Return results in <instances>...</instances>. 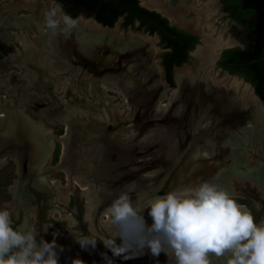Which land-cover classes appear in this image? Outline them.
Masks as SVG:
<instances>
[{"label":"rangeland","instance_id":"rangeland-1","mask_svg":"<svg viewBox=\"0 0 264 264\" xmlns=\"http://www.w3.org/2000/svg\"><path fill=\"white\" fill-rule=\"evenodd\" d=\"M140 2L149 8H156L162 11L179 27L198 35L201 34L202 43L203 34L207 35L211 29L216 35H220V31H222V38L224 40L227 39L228 43L221 44L215 48L213 55L214 70L219 71L222 76L236 79L241 87L247 88L255 101V105L258 108L261 107L264 111V105L255 97L252 88L243 82L242 77L237 74L222 72L218 69V60L216 61L218 51L223 46H228L233 42L243 46L244 37L242 26L238 22L230 19L221 10V0H215L213 18L211 19L210 16L207 22L200 24L195 23L196 19L192 20L183 17L179 13L180 11L174 9L168 2L165 3L156 0H140ZM35 5L39 8H47V6L48 8L53 7L54 12H57L62 19L69 21L73 25L74 32H71V37L73 38H77L76 33L78 32L93 36L96 31L95 29L79 26V22L85 23L88 26L94 24L99 30L104 29L111 36H114V34L120 35L121 41L102 39L101 43H110L116 48L118 56L124 62L125 70L126 67L130 68V65H132L128 72L138 84L146 87V95L152 99H157L163 95H171L173 89L176 87L175 73L192 66L194 61L192 58L193 52L201 47L202 43H199L186 63L172 70L173 85H171L165 80L164 68L161 63L162 54L166 49L163 48L156 34H150L142 28L135 30L130 26L123 27L121 25L122 19H118L112 27H102L94 23L90 17H82L79 15L76 18H71L60 8L56 0H0V12L6 11V15L0 16V151L2 150L0 152V207L9 208L12 213L14 227L22 229L34 228L45 240H52L53 235L56 233V243L63 248V251L59 252L58 264H74V261L75 264H81V261L83 264H104V257L98 253L96 246L94 248L91 245L81 247L77 242L76 238L84 236L83 226L99 240L107 241L110 239L107 208L118 196L127 193L135 202L146 203L150 198L160 193L180 189L176 185V179L183 172L185 164L204 161L196 154L198 144L202 142L201 138L203 133L194 136L191 133V129L186 128L183 124H179L178 120L170 128L168 124L170 120L169 113L166 116L157 118V120L155 118L153 121L147 120L146 112H138L143 108L144 110L147 109V105L144 106L141 102V108H138L139 110L136 109L137 112L133 111L134 118L129 119L131 118L130 114L133 112L127 108L126 101L119 92L105 88V94L103 93L104 89L101 86L102 84L99 82L98 84L95 83L93 90L89 89L91 80L86 79L88 77H84V73L80 72L84 64L86 66L88 64L81 60H78L76 64L74 60L66 58L67 64L73 68L65 71L60 76H68L70 78V85L72 83V86L78 87V96L82 98L81 101L85 100L89 106L95 107L88 110L84 108V116L78 113V115L74 114L72 117L73 113L70 111L71 109L69 110L70 106L67 105L71 100L72 90L58 89L57 87L60 85L58 80H56L58 86L54 87L53 82L50 81L51 76H48L46 73H40L38 75L39 81L37 80V83L34 81L30 83V78L35 77H32V75H35L37 69L32 64L28 66L24 64L18 65V63H26L27 60L33 59L35 51L23 49L20 44L21 42L13 38L12 32H18V34L21 32L20 28L10 24L9 20L21 14L31 15L30 9L35 7ZM39 20V23L43 21L42 18H39ZM33 24L32 22L30 23L32 25L30 28L33 27ZM135 24L137 25V23ZM62 27L63 24L60 25V28ZM30 28H28V37L26 35V40L31 45L37 46L31 36L33 30ZM135 38L146 41V48L144 47V50L148 53L150 62L156 69V73L146 83H142L141 81V75L145 74V70L136 58L138 56L137 49L131 43V40ZM205 38L207 41L209 40V37ZM8 55V59L11 60L10 63H7ZM76 71L78 73L74 77ZM99 73L101 75L103 74L100 69ZM114 73L117 74L115 71ZM94 75L98 80L102 79L106 83L108 80H114L118 77L109 74V79H106L97 76V74ZM41 76L44 79L48 77V80H46L47 84H42L44 80ZM52 78H55V76ZM72 78L75 79L73 80ZM107 84L115 87L109 82ZM36 85L39 86L37 87ZM149 87L151 88L149 89ZM111 96L114 97V100L109 105L115 110L114 104L120 102V107L124 111L119 117L124 120L127 119L125 121L118 120L121 121L122 128H120V124L119 126L112 124V127L109 128L104 126L97 128L92 124L95 121L94 116L98 113L96 112L98 108L97 103L102 101V98L109 97L110 99ZM160 98L162 103L166 104L168 102L165 97L163 99L162 97ZM133 105L136 104L133 103ZM16 111H20L21 114L23 113V118H27L37 124V126L42 127L44 134L42 140L49 148L46 150L44 158L39 162L26 161L20 156H15L2 145L4 132L1 129L9 121L10 115H13ZM68 117H71V120ZM88 117L89 120L87 119ZM128 122H131V127L128 124L124 125V123ZM154 122L157 124L155 125ZM150 124L154 128H157L159 142L157 141L155 143V148L152 152V148L151 150L148 149L149 154L145 155L146 151L144 150L142 152L143 154L140 153L137 150L140 145L134 142H132L133 144L129 142L125 144L128 147L127 150H129L127 151L129 154L128 157L124 152L122 153L116 150V147L113 146L118 143L124 144L126 141V137L124 138L123 136L124 132L130 131L132 128L134 132L131 135H137L138 132L140 133L138 134L139 137L143 136V133L139 131H141L143 125L148 126ZM183 127L189 130L181 133L180 129ZM252 127L256 128L255 122L253 126H250V129ZM119 128V132H115ZM244 131L245 127L241 125L236 126L233 130L235 135L238 136V141H243L246 145L245 150L242 152V159L244 158L243 164L235 166L230 162L222 163L220 162V155L218 153L211 161L218 164V169L214 172L216 178H213L212 183L221 187L225 186L227 190L234 193L239 203L244 204L252 212L257 221H264V189H262V186H259L253 176L255 168L261 169L264 172V123L257 127L256 132L250 130L248 137L245 136ZM108 133L119 137L118 141L114 143L108 142L106 140ZM220 145L222 146L223 144L211 147V151H216L221 147ZM225 146L228 147V144ZM241 146L244 145L241 144ZM185 148L188 149L184 150ZM159 155H162V157H159ZM70 157L74 158L73 163L69 161ZM147 170L154 171V174L149 178L143 176ZM194 178L195 175L191 177V179ZM130 183L131 186L129 189L125 188V185ZM157 188L160 189L159 193L157 192ZM112 191L114 192V196H110ZM143 214L148 217V223L150 224L151 217L148 216L147 209L144 210ZM77 216H81L82 221H79ZM91 222L92 227L90 226ZM48 225L49 227L47 229ZM67 238L74 242V247L70 245L64 246L63 243L68 240ZM117 242H120L119 238H117ZM98 255H101V257ZM211 260L212 264H226V257H211ZM141 262L170 264V262H175V260L174 257L171 255L168 256L163 251L158 256H152L146 250L144 255L131 259L129 264H140ZM117 264L120 263L118 262Z\"/></svg>","mask_w":264,"mask_h":264},{"label":"bare ground","instance_id":"bare-ground-1","mask_svg":"<svg viewBox=\"0 0 264 264\" xmlns=\"http://www.w3.org/2000/svg\"><path fill=\"white\" fill-rule=\"evenodd\" d=\"M156 1H161L165 3L168 2L174 9L180 11L179 13L183 15V17L190 18L192 20L196 19L195 23L199 24L207 22L210 16L212 19L213 14L215 12V0ZM30 10L32 13L31 15L21 14L20 16L13 19L11 18L9 20L10 24H13L14 26L20 28L21 32L20 34H18V32H12L13 38L16 39L18 42H21L20 44L23 49H30L31 51H35L33 59L31 58L27 60L26 63H18V65L24 64L25 66H28L29 64H32L37 69L36 73L38 74L35 73V75H32V77H35L30 78V83H33V81L37 83V80L39 81L38 75L40 73H46L48 76H55V78L52 79L50 77V81L53 82L54 87L58 86V83L56 81L58 80V82H60V85L57 87L58 89L62 88L66 90H72V101L70 100V102L67 104L70 106L69 110L71 109L70 111H72L73 113L72 117L74 116V114L78 115V113L84 116V108L88 110L90 108L93 109L95 107L89 106L84 99V101H81L82 98L78 96V87L76 88L72 86V83L70 85V78L68 76H60L61 74H64L65 71H69L71 70V68H73L71 65L67 64L66 58L74 60L75 63L78 62V60H81L84 63L88 64L87 66L89 67H87L83 63L84 67L80 70V72L84 73V77H88L86 79L91 80L89 83V89L93 90L95 87V83L98 84L99 82L102 84L101 86L104 89L103 93L106 94L105 88H110L119 92L120 95H122V97L126 101L127 108H129V110H131L132 112H135L136 109L141 108L140 106L142 105H147V109L144 110L143 108L142 110L138 111L146 112V119L148 117L147 120L153 121L154 118L155 120H157V118L166 116L169 113L170 120L168 121V124L170 128L171 126L175 125L176 120H178L179 124H183V126H185L186 128L191 129V133L194 136L203 133L201 138L202 142L198 144L196 154L199 156L200 159L202 158V160L204 161H200V163L190 162L187 165L185 164L183 172H181L176 179V185H178V188L181 189L184 187H195L201 184L202 182H212L213 178L215 177L214 172L216 171V169H218V164L213 163L211 161L214 159V156L218 153L220 155V162L222 163L230 162L235 166L243 164L244 158L242 159V152L245 150L246 145L243 141H238V136L235 135L233 130L236 126H244L245 136L248 137L250 135V130L256 132L257 127L264 123V111L261 107L258 108L255 105V101L247 88L241 87L239 82L236 81V79H231V77L229 78L227 76H222L220 75L219 71L214 70L213 55L215 48L217 46H220L221 44L228 43L227 39L224 40L222 38V31H220V35H216V33L211 29L210 33H208L207 35L203 34L202 46L197 48L195 52H193L192 58L194 61L192 63V66L187 68L186 70H179L177 71V73H175L176 87L173 89L170 96H160L162 97V99L163 97H165L168 101L166 104H164L161 102L160 97L157 99L147 97L146 87H144V85L142 84H138L128 72L132 65H130V68L126 67L125 70L124 62L121 61L122 59L118 56L117 50L112 44L101 43L102 39H108L110 41H121L120 35L114 34V36H111L104 29L99 30V28L94 24H90L88 26L85 23L79 22V26L95 29L96 31L94 32V34L92 33L93 36L78 32L76 33L77 38H73L71 37V32H74V29L72 27L73 25H71L69 21L62 19V17L59 16L57 12H54L53 7L48 8L47 6V8H39L37 5H35V7ZM5 13L6 11L0 12V16H3ZM39 18L43 19L41 23H39ZM31 22L34 24L33 27L30 28V26H32L30 25ZM2 24L4 23L2 22ZM62 24L63 27L60 28V25ZM28 28L33 30V34L31 36L33 37V40L35 41L37 46L31 45L26 40ZM205 37H209V40L207 41ZM131 43L137 49L138 56L136 58L140 61L143 66V69L145 70V74L141 75V81L142 83H146L152 77V75L156 73V69L154 65L150 62L148 53L144 50L146 41H144L143 39L135 38L131 40ZM8 58L9 55L7 57V63H10L11 60H9ZM99 69L101 70V72H103V76L99 73ZM121 69L123 70L119 71ZM114 71L117 74H115ZM77 73L78 71L75 72L74 77ZM94 74H97V76L104 77L106 79H109L110 75H116V77L118 76L117 79L115 78L114 80H108V82L114 85L115 87H111L109 84H107L108 82L106 83L102 79L98 80ZM47 78L44 79L42 77V79L44 80L42 83L43 85L47 84ZM72 79L74 80L75 78ZM150 88L151 87H149V89ZM113 100L114 97L111 96L110 99L109 97L105 99L102 98V101L97 103L98 108L96 109V112L98 113L94 116L95 121L92 122V124L97 128L102 126L109 128L112 127V124H116L115 126H119L121 121L118 120H124L119 117V115L124 111L120 107V102H116L114 104L115 110H113L112 107L109 105V103ZM95 101L97 102V100ZM140 102L143 104L140 105ZM133 103L136 105H133ZM76 111L78 112L76 113ZM134 112L130 114L131 118L129 119L134 118ZM22 114L20 111H16L15 113H13V115H10L9 121L3 125L1 129L4 132V136H2V145L11 154L15 156H20L26 161L39 162L44 158L46 150L49 148L47 144H45V142L42 140V137L44 136L42 127L37 126V124L31 122L27 118H23ZM86 115L88 114L86 113ZM68 118L71 120V117ZM87 119L89 120V117ZM254 122L256 128L252 127L250 129V126H253ZM130 123L131 122L124 123V125L128 124L131 127ZM156 124L157 123H155V125ZM120 128H122L121 124ZM120 128L115 132H119ZM189 129H184L183 127L180 129V132L184 133L185 130ZM132 132H134L133 128L128 132H124L125 135L123 134V136L124 138L126 137V141L124 142V144L118 143L117 145H113L116 147V150L122 153L124 152L127 157L129 155L127 151L129 150H127L128 147L125 144H127L128 142L130 144L132 142L136 144L138 143V145H140V149L138 148L137 150L140 153H142L143 150L146 151L145 155L149 154L148 149L151 150L152 148V152L155 148V143L157 141L159 142V136L157 137L158 130L156 127L154 128L151 124L148 126L143 125L141 131H139L143 133V136L141 137L138 136V134H140L138 132L137 135H131ZM112 135L113 134L108 133L106 140L108 142L113 143L117 142L119 137ZM240 143L244 146H241ZM219 144L223 145H220L221 147L218 148L216 151H211V147H216ZM226 144H228V147L225 146ZM187 149L188 148H185L184 150ZM159 154L161 153L159 152ZM159 157H162V155H159ZM69 161L73 163L74 158L70 157ZM205 162L211 163L209 165V163ZM153 174L154 171L147 170L144 172L143 176L149 178ZM193 175H195V178L191 179ZM253 176L259 186H262V189H264V172L261 171V169L255 168ZM125 186V188L129 189L131 183ZM113 193L114 192L112 191V194L109 195L114 196ZM163 194H165V192L160 193V195ZM143 215L145 217L146 222L148 223V217H146L145 214ZM90 226L92 227V222L90 223ZM70 239L66 240L63 243L64 246H75L74 242ZM88 255L91 256L90 253H88ZM98 256L101 257V255ZM140 264L150 263L141 262ZM170 264H175V262H170Z\"/></svg>","mask_w":264,"mask_h":264},{"label":"clouds","instance_id":"clouds-1","mask_svg":"<svg viewBox=\"0 0 264 264\" xmlns=\"http://www.w3.org/2000/svg\"><path fill=\"white\" fill-rule=\"evenodd\" d=\"M107 212L109 240L75 237L81 247L94 248L99 241L109 249L111 256L102 253L104 264H116V257L133 259L146 250L152 256L163 251L175 264H212L211 257H226V264H264V221H257L234 193L212 182L169 190L146 203L124 193ZM55 236L45 240L34 228L14 227L9 208L0 207V264H58L63 248Z\"/></svg>","mask_w":264,"mask_h":264},{"label":"trees","instance_id":"trees-1","mask_svg":"<svg viewBox=\"0 0 264 264\" xmlns=\"http://www.w3.org/2000/svg\"><path fill=\"white\" fill-rule=\"evenodd\" d=\"M56 1L71 18L84 15L108 27H112L118 19H122L123 27L130 26L135 30L142 28L150 34H156L161 45L166 49L162 54L161 63L165 80L171 85H173L172 70L188 61L189 52L198 43L196 35L170 25L166 17L142 6L139 0ZM227 6L231 17L243 27L246 39L243 47L225 49L218 65L231 74L242 75L245 81L253 85L255 93L264 101V0H234L231 5ZM77 218L82 221L81 216ZM82 230L84 236L97 238L85 226ZM96 249L101 255L102 253L112 255L111 251L99 241ZM115 260L120 264H129L131 259L123 260L116 257Z\"/></svg>","mask_w":264,"mask_h":264},{"label":"water","instance_id":"water-1","mask_svg":"<svg viewBox=\"0 0 264 264\" xmlns=\"http://www.w3.org/2000/svg\"><path fill=\"white\" fill-rule=\"evenodd\" d=\"M139 3H140L142 6L148 8V9L155 10V11L159 12L162 16H164V17H166V18L168 19L170 25L175 26V27L178 28L179 30L184 31V32H187V33H190V34L197 35V37H198V43L195 45L194 49L191 50V51L189 52V57L192 55V52L196 49V47L199 45V43H200V42L202 43V40H201V34L198 35V34H196V33H194V32H191V31H188V30L183 29V28L179 27L177 24H174V23L172 22V20H171L167 15H165L162 11H160V10H158V9H156V8L153 9V8H149V7L145 6V5H143V4L140 2V0H139ZM59 6H60V5H59ZM60 8H61V6H60ZM81 16L84 17V15H81ZM90 18H91V20H92L94 23H96L97 25L104 27L102 24L98 23V22H97L95 19H93L92 17H90ZM119 20H120V19H119ZM233 41H234V40H233ZM235 45H238V44H236V43L233 42L232 44H230V45H228V46H223V47L218 51V55H217L216 61L219 59V57H220V55H221V53H222V51H223L224 49L234 47ZM238 46L242 47L241 45H238ZM263 57H264V55H263ZM216 61H215V64H216ZM175 68H178V67H175ZM218 69L221 70L222 72H223V71H224V72H227V71L223 70V69L220 68V67H219ZM243 82H245V81L243 80ZM245 83L248 84V85L252 88V91H253V94L255 95V97L259 100V102H260L262 105H264V103L260 100V98L255 94L254 89H253V87L251 86V84H250V83H247V82H245ZM220 187H221V186H220ZM222 188H225V189H226L225 186H222ZM116 262H118V261H116Z\"/></svg>","mask_w":264,"mask_h":264},{"label":"flooded vegetation","instance_id":"flooded-vegetation-1","mask_svg":"<svg viewBox=\"0 0 264 264\" xmlns=\"http://www.w3.org/2000/svg\"><path fill=\"white\" fill-rule=\"evenodd\" d=\"M234 0H221V10H223L224 12H225V14L230 18V19H232V20H234V21H236L235 19H233L232 17H231V14H230V10L228 9V6L227 5H231L232 4V2H233ZM237 22V21H236ZM240 24V23H239ZM243 28V27H242ZM187 33V32H186ZM194 35V34H193ZM244 35V34H243ZM197 36V35H196ZM245 39H246V37L244 36L243 37V43H244V41H245ZM234 47H240V46H234ZM243 47V46H242ZM232 48V47H231ZM228 49V48H227ZM225 50V49H224ZM223 50V51H224ZM222 51V52H223ZM221 55H222V53H221ZM221 55H220V57H219V59H218V61L221 59ZM219 66V65H218ZM220 67V66H219ZM220 68H222V67H220ZM223 69V68H222ZM223 70H225V69H223ZM225 71H227V70H225ZM228 72V71H227ZM238 76H240V77H242L243 78V80L245 81V79H244V77L242 76V75H238ZM245 82H247V81H245ZM247 83H249V82H247ZM251 84V83H250ZM251 86L253 87V85L251 84ZM253 89H254V87H253ZM254 92H255V90H254ZM256 94V93H255ZM257 95V94H256ZM258 96V95H257ZM259 97V96H258ZM260 98V97H259ZM261 100V99H260ZM262 101V100H261ZM263 103H264V101H262Z\"/></svg>","mask_w":264,"mask_h":264}]
</instances>
